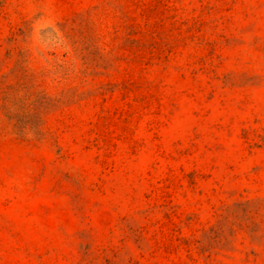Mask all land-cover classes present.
<instances>
[{
  "label": "rangeland",
  "instance_id": "rangeland-1",
  "mask_svg": "<svg viewBox=\"0 0 264 264\" xmlns=\"http://www.w3.org/2000/svg\"><path fill=\"white\" fill-rule=\"evenodd\" d=\"M0 264H264V0H0Z\"/></svg>",
  "mask_w": 264,
  "mask_h": 264
}]
</instances>
